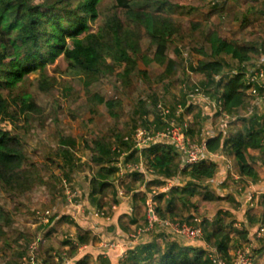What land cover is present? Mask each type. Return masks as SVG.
Returning <instances> with one entry per match:
<instances>
[{
    "label": "trees",
    "instance_id": "1",
    "mask_svg": "<svg viewBox=\"0 0 264 264\" xmlns=\"http://www.w3.org/2000/svg\"><path fill=\"white\" fill-rule=\"evenodd\" d=\"M110 1L112 5L102 13L103 18L97 29L90 31V23L98 18L100 0H0V254L9 247L4 226L7 216L2 203L3 196H10L11 199L25 197L37 184L42 183L35 163L29 159L24 138L30 133L32 122L57 114L58 100L51 102L54 94H58L68 108L78 105L72 110L75 115L83 108L90 115L101 116L100 106H104L108 112L120 113L124 109L121 98L106 99L98 93L102 78H113L123 89L138 82L150 88L151 73L148 67L155 66V70H161V74L155 72L157 77L162 74L170 77L180 66L178 60L168 55L172 41L185 37L182 22L174 20L175 15L183 13L180 4L175 0ZM229 1L232 0H222L224 4ZM224 6L207 14L203 13L202 6L190 9V13L193 11L192 16L199 18L198 21H190V31L198 30L202 21H208L211 15L223 12ZM67 40L71 41L72 49L66 47ZM193 51L205 58V61L197 64L194 72L204 79L207 86L215 87L222 111L235 118V121L244 122V129L233 134L223 133L209 141L207 150L234 155L240 176L254 179V170L243 153L262 148L263 120L257 114L243 117L245 108L253 100L245 82V71L249 66L246 64L253 65L252 62L264 59V51L255 44L225 40L214 29L205 35L203 45L194 47ZM61 55L68 62L66 67L59 69L56 65L52 68L53 73H49L48 66ZM107 55L111 58L110 62L103 60ZM223 57L235 61L239 69L229 67L222 60ZM226 70L233 75L226 80H217ZM30 77L35 85V95L28 91L26 84ZM82 91L88 94L79 106ZM38 96H43V99ZM171 109L174 116L178 106ZM192 109L193 105H190L187 113H191ZM5 123H18L21 128L14 133L5 128ZM200 125L196 122L189 126L192 138L199 133ZM147 131L151 130L147 128ZM124 138L121 144L129 145L130 148L131 141L124 142ZM62 140L73 147L76 145L75 140ZM85 148L91 151V160L97 167L94 175L89 177L88 195L91 199L96 197L93 200L97 197L108 198L113 195V191L118 196V160H122L124 169L127 164L144 162L145 170L135 173L142 176L145 172L148 178L145 181L146 190L134 194L139 195V201L144 203L152 187L166 185L171 178L175 179L180 174L181 179L176 186L153 196L160 219L171 217L189 223L193 216L183 217V211L193 207L194 198L199 197L208 202L221 199L214 196L204 183L216 176L223 165L222 161L202 158L195 164L184 165L173 144L163 140L153 142L142 152L133 149L121 159L98 139L92 140L91 145L86 142ZM78 151L83 154L82 149ZM138 186L139 182L129 191ZM257 205L259 214H245L253 234L264 226V195ZM97 209V206H93L86 211L85 217L88 216L94 222H104L105 216L93 218ZM184 218L186 221H180ZM91 229H77V245L86 248L78 252L75 244L66 250L71 259L70 264H95L101 257L92 249L94 232ZM202 229L204 242L216 248L219 256L226 260L231 258V250L239 247L236 246L234 235H240L244 240L248 234L247 229L235 228L234 219L227 221V216L212 222L203 220ZM216 231H222L223 234L214 239L213 233ZM174 240L180 242L177 238ZM175 241L165 251H161L155 242L142 244L128 251L126 261L122 264H212L205 249L184 243V246H180ZM253 251L255 255L261 252ZM51 260L52 256L48 255L46 264Z\"/></svg>",
    "mask_w": 264,
    "mask_h": 264
},
{
    "label": "rangeland",
    "instance_id": "2",
    "mask_svg": "<svg viewBox=\"0 0 264 264\" xmlns=\"http://www.w3.org/2000/svg\"><path fill=\"white\" fill-rule=\"evenodd\" d=\"M175 2L181 5L183 13L175 15L174 20L182 22L185 37L182 40L175 38L170 44L168 55L178 60L180 63V66L172 76L167 77L162 74L161 77H157L155 72L158 73L161 70L157 71L155 70V66H150L147 68L151 73L150 88L146 84L142 85L138 82L134 86L124 89L121 88L119 83L115 82L113 78L104 77L98 87V93L106 99L115 97L121 98L124 105L122 112L111 113L108 112L104 106H100L101 116L90 115L86 113L83 108L78 115H75L72 110L76 109L78 105L68 108L65 102L59 99V95L54 94V98H52L51 102L58 100L57 114L49 117L47 116L45 119H37L31 123L32 129L24 138V144L28 151L30 161L34 162L36 165L42 183L40 182L37 184L33 191L25 197L11 199L10 196H3L2 203L7 216L4 226L7 231L9 247H6L1 252L0 264H5V262L20 264V259L23 256V252L26 251L27 245L35 238L40 239L39 256H41L40 258H42L44 262L49 255L52 256V260L47 264H62V259L68 258L66 250L77 244V235L75 234L76 232H73L74 234L65 233L62 239H57L54 236L56 233L54 228L56 224L52 225V221L56 218H58L59 221H63L65 217H63L64 215H62V213H65L67 208L71 206L81 204L80 211L82 212V210H85L86 206L84 205V201H86L85 204H88L90 207L96 205L98 209L101 208L100 210H103L101 216H107L109 212L108 209L105 208L104 198L99 200L97 197L96 200H93L96 197H93V199H91L90 196L88 197L89 177L94 175L97 167L91 160V151L85 148L86 142L91 145L92 140L98 139L102 144H107V147L111 150L110 152H116L119 159H121L124 153L131 151V147L129 148V145L121 144V140L130 133H138L141 131L140 129L147 130L148 128L156 132L161 130L163 125L165 126L163 120L167 119L168 116H173V112H171L173 106H178V110L175 113L176 116L172 117L169 121L189 122L190 125L197 122L201 124L198 126L199 130L209 127L210 131L216 133L219 132L224 121L230 126L229 130H233L232 128L236 126L235 123H232L234 121H228V119H226V117L230 116L226 115L225 117L222 114L213 112L215 108L211 106L214 103H218V95L215 87L207 86L208 84L204 79L194 72L197 64L200 61H205V58L195 53L193 48L203 45L205 35L214 29L225 40L237 41L245 45L255 44L261 51H264V0H232L227 4H224L222 0H206L205 2L199 0H175ZM111 5L112 2L110 0H100L98 18L93 23H90V31H95L97 29V26L103 18L102 13L106 12ZM198 6L203 7L202 11L205 14L222 8L223 6L224 10L220 14L216 13L211 15L208 21H202L198 30L191 32L190 21H198L199 18L193 17V11L190 13L189 10ZM66 47L72 49L70 40H67ZM103 60L105 62H110L111 58L107 55L104 56ZM207 60L209 59L207 58ZM222 60H224L229 67L235 70L239 69V65L230 58L223 57ZM262 61H264V59ZM67 63V60L61 55L53 64L48 66V71L49 73H53L52 68L56 65L59 66V69H64ZM250 64L251 63H248L246 66ZM140 67L143 68L142 65H140ZM232 75L233 74H228L226 70L217 80L220 78L226 80ZM26 84L28 91L32 93V95H35L33 78L30 77ZM187 86H189L188 89ZM87 94L86 92H81L79 106L84 103ZM188 95H194L192 98L195 99H187ZM38 98L43 99V96H38ZM189 101H191V103ZM158 104H160L161 107H158ZM190 105H193V109L191 113H187L186 110ZM208 106L210 110H207ZM167 109L169 113L162 116V112ZM169 123L170 122H168L166 126ZM1 125L2 123L0 122V126ZM4 126L14 133H17L21 128V125L18 123L14 125L5 123ZM128 137H130V135ZM62 139L75 140L76 145L73 147L69 142ZM80 149L83 150V154L79 153L78 150ZM224 155L227 157L226 159H229L230 154L225 153ZM244 158H247L250 163H255L254 160L257 161L259 156L246 154ZM228 161L230 162V160ZM231 162L226 163L231 166V171L235 170V167L238 170V164L235 163L234 165L233 161ZM116 165H120L118 168L122 167V160H118ZM143 175L145 177V172ZM137 177L140 178L135 172L120 173V170L118 171L116 185L118 190H120L119 192L123 193L117 196L113 191V195H111L112 203L126 200L130 197L129 195H132L133 189L129 191L131 187H129L130 183L127 182H129L128 180L138 179ZM145 179H147V177H145ZM180 179V174H178L175 180L178 183ZM137 181H139V179ZM152 189L153 193L156 194L159 186L153 187ZM76 190L79 193V197L74 196ZM149 199L154 200L152 196H149L145 202L148 203ZM197 203L196 198H194L193 207L191 206V208L196 209ZM250 207L252 206L248 203V212L251 209ZM144 208L139 212L138 208H132L133 215L137 210L139 216H141V218L144 217V219L137 225L136 222L130 225V230L125 235L124 240L130 242L129 239H131V236L133 237L139 228H143V224L145 226ZM186 210L183 211L185 214ZM197 210L199 211V206ZM43 214H47V221L40 219ZM37 217H39L40 220ZM96 217L98 216H93V218ZM185 217L187 218L188 216ZM167 220L179 219H171V217H169ZM180 221L186 220L180 219ZM62 223H67V225H69L70 223H74V221L68 217V220ZM153 235L154 237H160L158 241L155 240V244L158 243L162 245L161 242H163L164 251L169 247V244L175 241L172 240L175 239V237L169 236L159 229L142 233L134 242H131V246L133 245L131 250L137 249V244L142 245L150 243ZM109 239H98L94 241V245L97 244L99 248L104 249L106 241L117 244L115 237ZM175 242L180 246H184L181 240L180 242ZM46 243H48V245ZM162 246H159L161 250ZM77 251L80 252V249L78 248ZM251 254L253 256L255 251ZM119 261L125 262L126 258H124L123 261H121L120 258Z\"/></svg>",
    "mask_w": 264,
    "mask_h": 264
},
{
    "label": "crops",
    "instance_id": "3",
    "mask_svg": "<svg viewBox=\"0 0 264 264\" xmlns=\"http://www.w3.org/2000/svg\"><path fill=\"white\" fill-rule=\"evenodd\" d=\"M231 118V117H229ZM232 122L235 123V127H233V130H229L230 126L227 127L226 132L229 131V133H236L242 129H244V122L242 121H235V119ZM238 122V123H237ZM246 123V122H245ZM232 127V126H231ZM261 128L263 130V136L261 139V145L262 148L259 150H248L243 155L246 157V154L248 155H255L259 156L258 160H254L255 163L248 162L247 158L246 161L250 165V167L254 170L255 177L252 178H243L240 176L239 170L235 167V170L231 171V166L227 167L226 163H230L233 161V164L237 163V159L234 155H230L229 159H226L227 157L224 155L225 152H222V155L224 156V161H222V166L216 176L210 180L205 182L204 184L208 187V190L214 194L218 199L213 202L208 201H202L199 197H196L197 208L199 206V211L194 208H189L186 210V214H183V217L185 216H193V217H200L202 220H208L209 222H212L213 220L217 218H222L227 216V221H232L234 219V227L238 229H247L248 234L245 236V239H241L240 235H234L237 240L236 245H238L241 248H245L250 250L251 253H253V250H261L259 254H254V261L255 264H264V238L257 239L256 233H252L253 229L250 228L247 224L245 214L248 212L246 200L244 192H253L255 195V200L252 204V207H250L249 213H255L259 214L257 201L264 195V123L262 122ZM214 154H218L217 152ZM230 160V162L228 161ZM226 161V163H225ZM219 162V161H217ZM232 163V162H231ZM228 168V170H227ZM139 177L141 175H138ZM142 177V178H141ZM139 181L138 179L128 180L130 183L129 187L134 186L135 184H138L139 186L132 190V195H129L128 199L119 201L117 203H112L111 196L108 198H104L105 201V208L108 209V214L104 219V222L99 221H91L88 216L86 215V210H89L90 208H93V206H89L88 204H85L86 201H84L85 210L80 211L81 204L76 206H71L70 208H67V211L65 213H62V215H67L66 218H64L63 221H67L68 217H70L74 223H70L67 225V223H62L63 221H59L58 218L52 221V225H55V231L56 233L54 236L58 239L63 238V234H70L75 233L78 228L86 229V228H92L91 230L94 232V240L92 242V249L96 252H94L96 255H101L98 260H96L95 264H118L119 263V257L122 254V252H125L127 254L128 251H130L133 248V245L129 244L127 240H124L125 235L130 230V225L134 224L136 222V225L141 223L144 219V217L141 218L139 216L138 212L142 211L144 206L146 205L144 202L139 201V195L135 196L134 194L138 192H144L146 190V182L148 180L145 179L144 176H141ZM145 181H143V180ZM143 181V182H141ZM163 186H159V191H162ZM176 186V185H175ZM158 187V186H155ZM239 187L242 188V192H239ZM153 188V187H152ZM153 189L151 191L150 196H152ZM154 194V193H153ZM89 196V195H88ZM102 197H98L100 200ZM111 199V200H110ZM193 201V200H192ZM96 206V205H95ZM136 207L138 208V212L136 210V213L133 215V209ZM145 211V208H144ZM200 213V214H199ZM185 219V218H184ZM82 220V222H81ZM69 223V222H68ZM74 224L73 226H71ZM79 226V227H78ZM73 233V234H74ZM76 234V233H75ZM166 234V233H165ZM223 234L222 231H216L213 233V238L217 239ZM62 235V236H61ZM115 237V240L119 243L120 247L118 249H102L97 246V244L94 245V241L96 240H108L109 238ZM160 238V237H159ZM158 237H152L150 240L151 242L158 241ZM110 240V239H109ZM174 240V239H172ZM144 243V242H142ZM163 245V242H161ZM48 245V243H47ZM67 245V244H66ZM65 245V247H66ZM141 244H137V246H140ZM158 246H162L161 244H158ZM68 246V245H67ZM71 246V244H70ZM193 246H200L201 248L205 249L206 251L210 248H213V246L207 245L204 241L201 242L199 245H193ZM136 247V246H135ZM162 246V250L164 251ZM44 248V246H43ZM233 249L231 250L232 253ZM230 253V254H231ZM122 264V263H120Z\"/></svg>",
    "mask_w": 264,
    "mask_h": 264
},
{
    "label": "built area",
    "instance_id": "4",
    "mask_svg": "<svg viewBox=\"0 0 264 264\" xmlns=\"http://www.w3.org/2000/svg\"><path fill=\"white\" fill-rule=\"evenodd\" d=\"M245 82L250 88V92L253 96V100L247 107L245 108L243 112V117H251L254 114H257L260 118L262 117V122L264 123V61H257L253 63V65H249L245 71ZM186 86V85H185ZM195 90V89H194ZM192 90V91H194ZM194 95H188L189 100H194L195 98H192ZM191 103V101H189ZM216 106V107H215ZM158 107H161L160 104H158ZM215 109L213 110L214 113L222 114L226 117V114L222 111L220 107V102L214 103L212 106ZM168 110V109H167ZM162 112V116L169 113L168 111ZM209 109V106L207 108ZM176 113V112H175ZM174 116H168L167 119L163 120V124H165L164 128L161 130L156 131H147L142 130L138 133H133L130 137H125V142L131 141V150L135 149L137 151L143 150L145 147L149 146L155 141L163 140L171 142L174 146L175 152L181 157L182 163L184 165H192L197 163L202 158H205L207 160L213 161H224V156L221 152H217L218 154H214L211 152H208L207 146L209 141L213 140L214 138H217L223 133H226L228 123L223 122V125H221V128L218 133L212 132L208 128H203L200 130L197 135L192 138L189 134V126L190 123L188 122H176L175 120L169 121ZM228 121H233L235 118H229L226 117ZM170 122L167 126L166 124ZM167 127V128H166ZM128 153V152H127ZM127 153H124L123 157ZM216 153V152H215ZM215 158V159H214ZM226 163V162H225ZM121 164V162H120ZM120 166V165H119ZM228 166V165H227ZM144 170V164H127L126 169L124 167H120V173L124 172H135L137 170L141 171ZM228 170V168H227ZM175 179H170L166 185L162 188L161 192L167 191L169 188H172L176 185ZM118 190V196H120L121 193ZM239 192H242V188L239 187ZM159 190L157 191V193ZM156 193V194H157ZM156 194L152 193V198ZM246 204H253L255 200V195L253 192H244ZM74 196L78 197L77 191ZM73 197V196H72ZM98 213V214H97ZM103 214V210H96L94 215L101 216ZM47 214H44L42 217V220L47 221L48 218L46 216ZM104 216V215H103ZM145 226L143 224V228H139L137 232L131 236V239H129V244L131 242H134L136 238H138L142 233L161 230L164 233H166L169 236H173L184 244H197L203 242V229H202V218L200 217H193L192 222L186 223V222H179L177 220H167L166 219H160L157 212H156V203L153 199H149L148 203L146 202L145 205ZM256 237L257 239L264 238V226L260 227L256 231ZM39 238L33 239L26 247V251L24 252V255L20 259V264H46L42 258H40V248H39ZM80 252L86 248V246H79ZM104 249H118L120 247L119 243L117 242H110L106 241V244H104ZM207 257L210 260L212 264H253L254 263V256H252L250 250L237 247L235 248L231 253V258L229 260H226L219 256L218 252L216 251V248H210L207 250ZM121 258V261L126 258L125 252H122L119 259ZM123 258V259H122ZM71 259L70 258H63L62 264H70ZM122 262L119 261L118 264Z\"/></svg>",
    "mask_w": 264,
    "mask_h": 264
},
{
    "label": "water",
    "instance_id": "5",
    "mask_svg": "<svg viewBox=\"0 0 264 264\" xmlns=\"http://www.w3.org/2000/svg\"><path fill=\"white\" fill-rule=\"evenodd\" d=\"M253 264H255V261H254V263Z\"/></svg>",
    "mask_w": 264,
    "mask_h": 264
}]
</instances>
